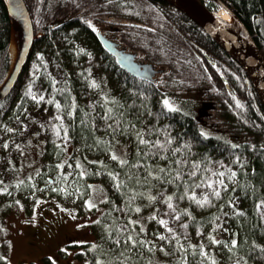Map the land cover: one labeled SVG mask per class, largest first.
Listing matches in <instances>:
<instances>
[{
    "label": "trees",
    "instance_id": "obj_1",
    "mask_svg": "<svg viewBox=\"0 0 264 264\" xmlns=\"http://www.w3.org/2000/svg\"><path fill=\"white\" fill-rule=\"evenodd\" d=\"M200 1L215 6L212 0ZM219 1L245 26L264 56V0ZM25 2L34 7L36 36L14 89L0 100V123L20 110L18 92L29 66L51 57L62 79H48L42 86L47 102L59 110L62 133L77 147L67 161L73 156L83 185L101 179L109 187L103 211L89 226L94 242L80 244V251H71L66 259L73 264H264V227L256 214L258 201L264 202V107L238 64L163 0ZM103 20L113 21L111 37L121 47L143 60L169 64L164 81L150 84L121 69L96 38ZM62 38L65 45L60 46ZM170 39L187 49L185 59L197 73L179 71L172 57L161 59L164 49L171 50L166 44ZM13 41L12 24L0 0V85L14 61ZM66 41L84 45L70 48ZM87 50L98 62V71L92 73L96 92H89L81 80L83 70L69 68L77 58L89 56ZM187 92L212 102L209 109L224 132L204 129L210 133L205 134L194 110L171 109L164 102L168 95ZM26 139L40 152V167L31 177L47 173L57 161L61 164L52 148L34 136ZM242 156L248 157L247 163L236 166L235 179L211 200L213 204L197 207L186 200L185 188L191 192L206 181L215 164ZM166 201L175 206L178 227H203L206 248L172 238L171 229L161 235L157 212ZM59 250L54 256H64L65 250ZM53 261L47 258L45 264Z\"/></svg>",
    "mask_w": 264,
    "mask_h": 264
},
{
    "label": "rangeland",
    "instance_id": "obj_2",
    "mask_svg": "<svg viewBox=\"0 0 264 264\" xmlns=\"http://www.w3.org/2000/svg\"><path fill=\"white\" fill-rule=\"evenodd\" d=\"M28 6L32 13L33 5ZM209 9L213 12L218 10L216 7ZM12 37L17 44L14 30ZM63 40V38L58 40L60 46H63L62 43L65 42ZM171 43V39L166 41V44H170L171 50L164 49L161 59L168 61L169 57H172L179 65V71L197 73L194 65L185 59L187 49L176 41ZM66 45L74 48L84 43L66 41ZM13 49L16 50L15 45ZM87 51L89 56L77 58L78 61L71 63L69 68L76 73L83 70L81 80L89 92H96L97 81L92 73L98 71V62L96 57ZM174 54L176 55L173 57ZM188 58L191 59L190 55ZM40 60L43 61L42 64L35 63L29 66L24 84L19 89L18 94L22 97L20 110L15 115V112L13 115L10 113L0 123V264H45L47 258L55 259L54 264H73L72 260L66 259V255L69 254L70 257L71 251L78 249L80 251V244L94 242L89 226L103 211L109 188L101 179H93L94 181L85 182L83 185L76 172L73 156L67 161V154L74 155L77 147L64 132L62 133L64 122L60 118L59 110L47 102L49 95L42 86L48 79L60 81L62 74L51 57L47 56L45 59L43 57ZM152 62L170 68L169 64L164 62L154 60ZM193 79L194 76L189 82ZM159 80L164 81V75H161ZM200 98L198 93L187 92L179 93V96L168 95L164 102L171 109L188 112L190 109L194 110L205 134H210L206 131L224 132L223 124L209 109L211 101L206 99L201 102ZM29 135L34 136L35 141L43 142L52 148L55 157L62 158L61 164L57 161L58 164L47 169L49 170L47 173L31 177L40 167L37 164L40 152L33 144L27 143L29 139L26 137ZM118 154L121 158L123 152L119 151ZM247 158L234 157L229 163L225 161L215 164L206 181L195 186L191 192L185 188L186 200L192 201L197 207L213 204L211 200L219 198L222 189L235 179L233 174L236 166L247 163ZM65 159L66 164L63 162ZM50 200L55 201V205H51ZM14 207L16 211H13ZM56 209L64 215L63 220L48 225L54 229L49 233L45 226L47 224H43L40 217L42 214L47 216L56 213ZM175 211V206L171 202L166 201L159 205L157 216L161 235L165 234L163 233L165 230L171 229L169 235L172 238H185L201 243L206 248L207 245L203 243V227L196 225L189 231L178 227ZM256 214L264 227V202L258 201ZM219 232L223 237L224 225H221ZM60 248L67 250L64 251V256H54ZM236 262L223 260L221 264Z\"/></svg>",
    "mask_w": 264,
    "mask_h": 264
},
{
    "label": "water",
    "instance_id": "obj_3",
    "mask_svg": "<svg viewBox=\"0 0 264 264\" xmlns=\"http://www.w3.org/2000/svg\"><path fill=\"white\" fill-rule=\"evenodd\" d=\"M163 1L179 10L246 70L248 80L258 92L261 102L264 103V57L253 43L249 33L245 31L243 37L236 36L198 0ZM5 5L9 15L15 20L14 25L16 30L20 31L21 38H17V44L15 41L12 42L18 48L17 58L9 76L0 87V100L5 98L14 87L26 62L25 59L29 53L33 36L32 24L25 11L24 3H21L20 0H11L6 1ZM237 22L240 24L239 20ZM101 43L102 48L115 58L117 65L135 77L154 82L153 77L159 76L165 71L148 61L140 60L136 53L126 50L112 39L104 37Z\"/></svg>",
    "mask_w": 264,
    "mask_h": 264
},
{
    "label": "bare ground",
    "instance_id": "obj_4",
    "mask_svg": "<svg viewBox=\"0 0 264 264\" xmlns=\"http://www.w3.org/2000/svg\"><path fill=\"white\" fill-rule=\"evenodd\" d=\"M3 1V3H4V5H5V2L6 1H11V0H2ZM21 1V3H24V5H25V11H26V13H27V15L30 17V22H31V24H32V30H33V36H32V39H31V47H30V50H29V53H28V55L26 56V59H25V64H24V66L26 65V63H27V60H28V57H29V54H30V51H31V48H32V46H33V43H34V39H35V36H36V34H35V27H34V24H33V20H32V16H31V12H30V10H29V6H28V4L25 2V0H20ZM204 7H206L211 13H213L214 15H216L218 18H219V20L222 22V24L228 29V30H230L231 32H233L236 36H238V37H243L244 36V32L245 31H247L248 32V30L245 28V26L240 22V24L237 22L238 21V19L225 7V5L223 4V3H221L219 0H212L214 3H215V6H213V7H211V8H214V7H216L218 10L217 11H215V12H213L211 9H209L207 6H206V4H203L200 0H198ZM5 8H6V5H5ZM6 11H7V8H6ZM7 14H8V16H9V18H10V21H11V24H12V30H14V32L16 33V37L15 38H21V35H20V31H17L16 29V27H15V25H14V23H15V20L9 15V13H8V11H7ZM131 25H135V24H133V23H131ZM112 31H113V26H112ZM249 33V32H248ZM112 34V33H111ZM111 34H107L106 32H103V30H101L100 31V29L98 30V31H96V38H97V40H98V42H99V44L101 45V47H103L102 46V43H101V41H102V39L105 37V38H109V36L111 35ZM250 35V34H249ZM250 37H251V35H250ZM251 39H252V41H253V43L255 44V46L258 48V46L256 45V43H255V41H254V39H253V37H251ZM222 50V49H221ZM105 51V50H104ZM17 52H18V48L16 47V50H15V56H14V61H13V64H12V66L14 65V63H15V61H16V56H17ZM106 52V51H105ZM109 54V53H108ZM263 55V54H262ZM229 56V55H228ZM140 60H143V59H141L139 56H137ZM200 57V56H199ZM230 57V56H229ZM264 57V56H263ZM231 58V57H230ZM115 59V58H114ZM232 60H234L233 58H231ZM116 61V60H115ZM144 61H146V60H144ZM148 62H150L151 64H153V65H156V66H158V67H160V68H162V69H164V70H166L167 72L168 71H170L169 70V67H166V66H164V65H158V64H155L154 62H151V61H148ZM234 62H236L235 60H234ZM117 63V62H116ZM237 63V62H236ZM238 64V63H237ZM24 66H23V68H24ZM238 66L244 71V73L246 74V76L248 77V74H247V72H246V70L245 69H243L239 64H238ZM23 68H22V70H23ZM11 69H12V67H11ZM11 71V70H10ZM10 71H9V73H10ZM125 71V70H124ZM22 72V71H21ZM127 72V71H126ZM163 72V71H162ZM161 72V73H162ZM165 72V71H164ZM164 72L161 74V75H164ZM128 73V72H127ZM129 74V73H128ZM131 75V74H130ZM9 76V74L7 75V77ZM131 76H133V75H131ZM7 77L5 78V80L7 79ZM133 77H135V76H133ZM19 78V77H18ZM136 79H139V80H142V81H145V82H147V83H150V84H156L157 82H160V76H158V75H156V76H154L153 77V80H154V82H152V81H149V80H145V79H141V78H138V77H135ZM4 80V81H5ZM4 81H3V83H4ZM17 81H18V79H16V83H17ZM2 83V84H3ZM16 83H15V85H16ZM251 83V82H250ZM2 84L0 85V87L2 86ZM252 84V83H251ZM15 85H14V87H15ZM252 86H253V84H252ZM14 87L11 89V91L14 89ZM253 88H254V86H253ZM11 91H10V93H11ZM254 91L256 92V94H257V96H258V99L260 100V97H259V94H258V92L255 90V88H254ZM9 93V94H10ZM8 94V95H9ZM7 95V96H8ZM6 96V97H7ZM5 97V98H6ZM5 98H3V99H5ZM2 99V100H3ZM260 102H261V100H260ZM261 104H262V106L264 107V103H262L261 102ZM111 192V191H110ZM156 248V247H155ZM176 259V258H175Z\"/></svg>",
    "mask_w": 264,
    "mask_h": 264
},
{
    "label": "flooded vegetation",
    "instance_id": "obj_5",
    "mask_svg": "<svg viewBox=\"0 0 264 264\" xmlns=\"http://www.w3.org/2000/svg\"><path fill=\"white\" fill-rule=\"evenodd\" d=\"M104 22V25H101L99 24L98 27H100V31L103 30V32H106L107 34H111L112 33V26H113V21L109 20V21H102ZM101 25V26H100ZM111 37V35L109 36V38ZM207 56V55H206ZM63 217V214L60 213L57 209H56V213H50L49 215L47 216H43V224H47L45 225L46 226V229L47 231L50 233V231H53L54 229H51L48 225H50L51 223H54L57 222V223H60L58 220L60 218ZM43 229V228H42Z\"/></svg>",
    "mask_w": 264,
    "mask_h": 264
}]
</instances>
